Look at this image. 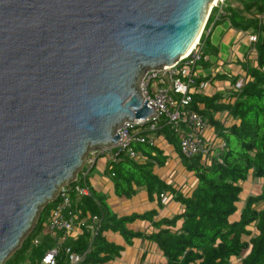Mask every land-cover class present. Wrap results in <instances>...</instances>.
Here are the masks:
<instances>
[{
	"label": "water",
	"instance_id": "1",
	"mask_svg": "<svg viewBox=\"0 0 264 264\" xmlns=\"http://www.w3.org/2000/svg\"><path fill=\"white\" fill-rule=\"evenodd\" d=\"M212 2L0 0V264L85 153L153 117L144 72L184 56Z\"/></svg>",
	"mask_w": 264,
	"mask_h": 264
},
{
	"label": "trees",
	"instance_id": "2",
	"mask_svg": "<svg viewBox=\"0 0 264 264\" xmlns=\"http://www.w3.org/2000/svg\"><path fill=\"white\" fill-rule=\"evenodd\" d=\"M223 3L232 27L259 32L254 44L256 59L245 67L247 79L243 85L233 89L226 101L212 93L196 94L191 103L192 109L215 128L226 147L222 151L215 149L205 163L199 156L186 158L180 154L177 135L164 125L156 132L153 144H133L144 162L125 154L110 161L104 173L110 178L113 196L130 199L143 189L146 200L155 205L145 211L120 214L108 194L99 190L92 188L89 196H73V209L86 223L78 237L66 238L63 245L85 253L78 264H114L126 246L140 240L146 241V249L137 264H264V207H258L264 203V187L242 204L240 184L249 177L264 180V0H240L237 7L230 6L227 0ZM213 11L214 7L205 30ZM201 40L207 50L209 34L203 32ZM219 112L227 117L225 124L214 119ZM170 153L179 159L178 169L188 175L185 182L168 183L161 177L158 168L167 165ZM84 180L89 184L88 177ZM172 201L179 208L170 216L165 207ZM57 202L55 199L41 208L30 231L3 264H39L55 242L50 235L41 234ZM93 216L100 220L95 234ZM138 223L142 226L137 227ZM36 236L41 241L34 245ZM155 249L158 255L153 257ZM147 252L152 256L148 257ZM55 264H69L62 251Z\"/></svg>",
	"mask_w": 264,
	"mask_h": 264
},
{
	"label": "built area",
	"instance_id": "3",
	"mask_svg": "<svg viewBox=\"0 0 264 264\" xmlns=\"http://www.w3.org/2000/svg\"><path fill=\"white\" fill-rule=\"evenodd\" d=\"M213 7L216 9L215 20L225 14L223 0H220L210 8L206 21ZM204 27L190 52L176 60L169 68L144 72L139 83L140 94L147 106L153 109L154 115L145 121L144 118L133 119L131 124L122 125L117 133L120 142L105 150L110 156V161L114 162L120 154H125L137 162H144V156L133 148V144H153L156 139L154 135L164 125L170 126L177 135L180 154L186 158L199 156L202 163H205L210 160L215 149L222 151L226 147L225 141L218 137L215 128L202 114L191 107L194 95L204 94L205 83L201 81L199 72L200 63L204 59V46L201 40V35L205 32ZM258 35V31L247 34L248 41L252 45L250 50L255 54L254 44ZM245 80L244 78L237 79L233 89H239ZM197 105L199 106V103ZM217 114H214V119L222 120L225 124L227 117L217 118ZM85 177H87L86 172H82L73 181L59 188L54 198L58 202L50 210L44 223V232L41 234L50 235L55 242L44 252L39 264H55L61 251L69 264H78L84 258L85 253L74 252L71 247L63 243L68 237L73 239L78 237L81 227L86 223V219L78 218L72 206L73 196L76 198L89 196L92 191L90 185L85 182ZM81 180L83 184L80 185ZM91 222L94 224L92 232L95 234L100 220L97 216H93ZM58 232H61L62 236L57 235ZM40 241V237L36 236L33 244L37 245Z\"/></svg>",
	"mask_w": 264,
	"mask_h": 264
},
{
	"label": "crops",
	"instance_id": "4",
	"mask_svg": "<svg viewBox=\"0 0 264 264\" xmlns=\"http://www.w3.org/2000/svg\"><path fill=\"white\" fill-rule=\"evenodd\" d=\"M229 4L234 7L241 5L240 0H236L235 3L230 2ZM224 6L223 3V11L225 14L220 15L216 20V9H214L212 13V21L209 23L208 29L205 30V33L209 34V47L206 50V46L203 43L204 59L200 63L201 68L199 70L201 81L205 83L203 95L218 93L220 96H223L222 101H226V97L231 95L234 80L239 78L247 79V77H244L245 67L248 64L254 63L256 59V54L254 51L250 50L252 45L247 38V34L251 31H242L232 27L228 18H226L228 12ZM219 20L221 21L216 25V21ZM217 116L220 118L223 116L222 119L225 118L222 112L218 113L216 117ZM154 136L157 139L156 134ZM110 160L109 156V158L105 160L103 166L99 168V171L94 175L93 182L92 179L89 180L88 185H90L91 189L93 188L108 194L110 200H112L115 211L120 214H129L132 211H145L149 207L155 205L146 200L143 189H138L137 194L130 199L113 196L110 178L104 173V169L107 167ZM132 203H136L134 204L135 206H133ZM171 203H174L175 206H177V209L175 210L177 211L179 206L176 205L174 201L169 204ZM138 205L142 208H138ZM167 206L165 209H167ZM124 207H126L127 211H123ZM158 213H161L160 210ZM139 226H142V224L138 223L137 227ZM112 238L113 235H110L109 239ZM145 249L146 241L142 240L131 246H126L125 250L121 252L120 257L115 260L114 264H137ZM146 255L148 257L152 256L150 252H147ZM157 255L158 249H155L153 257H156Z\"/></svg>",
	"mask_w": 264,
	"mask_h": 264
},
{
	"label": "rangeland",
	"instance_id": "5",
	"mask_svg": "<svg viewBox=\"0 0 264 264\" xmlns=\"http://www.w3.org/2000/svg\"><path fill=\"white\" fill-rule=\"evenodd\" d=\"M226 1V0H225ZM227 2H232L235 3L236 0H227ZM218 118V116H217ZM107 149V148H106ZM106 149H101V150H91L87 153H85L84 156V164H82L81 168L75 173L76 177L78 174L80 173H85L88 177V179H92V182L94 181L93 177L94 175L99 171V168H101L105 162V160H107L109 158V154L108 152H106ZM107 153V154H103V153ZM94 160V162H92ZM177 157H175L172 153L169 154V158L167 161V165L165 167L159 168V172L161 174V177H164L168 183H176L177 181L180 183V181L184 182L188 179V175L182 173L179 169H178V165L179 163ZM175 173V174H174ZM177 177V178H176ZM242 185L243 188V202L244 203L245 199L249 196V195H255L256 193H259L263 187H264V180H260V179H254L252 177H249L248 180L246 182L240 183ZM134 204L136 203H132L133 206H135ZM258 207H264V203H259ZM138 208H142L140 205H138ZM177 209V206H175L174 203H171L167 206V211L170 212V216L172 214H174ZM123 211H127L126 207H124Z\"/></svg>",
	"mask_w": 264,
	"mask_h": 264
},
{
	"label": "bare ground",
	"instance_id": "6",
	"mask_svg": "<svg viewBox=\"0 0 264 264\" xmlns=\"http://www.w3.org/2000/svg\"><path fill=\"white\" fill-rule=\"evenodd\" d=\"M218 1H220V0H213V2L211 3V5H215ZM194 44H195V43H193V44L190 46V48L187 50V52H186L184 55H186L188 52H190V50L193 48Z\"/></svg>",
	"mask_w": 264,
	"mask_h": 264
}]
</instances>
